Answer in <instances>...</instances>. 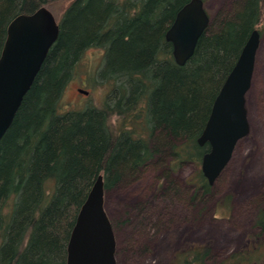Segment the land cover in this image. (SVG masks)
<instances>
[{
	"label": "trees",
	"instance_id": "1",
	"mask_svg": "<svg viewBox=\"0 0 264 264\" xmlns=\"http://www.w3.org/2000/svg\"><path fill=\"white\" fill-rule=\"evenodd\" d=\"M59 1L0 0V50L11 18ZM189 1H71L58 21L60 37L0 141V264H67L78 212L99 174L105 189H112L141 170L165 165L162 157L167 153L171 159L162 169L163 197L192 205L214 194L223 173L209 184L201 170L209 148L199 152L197 138L251 32L264 23V0H236L231 12L211 20L192 69L151 68L152 61L179 68L166 32ZM91 46L105 50L109 69L130 70V92L116 87L94 112L60 113L61 83ZM125 59L130 62L122 64ZM114 116L121 119L114 123ZM147 121L158 129L144 126ZM138 125L145 131L136 130ZM183 134L189 135L188 141L173 142ZM186 163L198 168L196 179L189 178L197 190L183 198L172 174ZM50 182L56 184L52 191ZM231 197L224 211L230 209ZM254 225L258 232L251 246L221 264H264V207ZM211 253L209 246L191 247L179 252L172 264H211Z\"/></svg>",
	"mask_w": 264,
	"mask_h": 264
},
{
	"label": "rangeland",
	"instance_id": "2",
	"mask_svg": "<svg viewBox=\"0 0 264 264\" xmlns=\"http://www.w3.org/2000/svg\"><path fill=\"white\" fill-rule=\"evenodd\" d=\"M71 1L60 0L49 7L58 21ZM235 1L205 0V8L212 22L219 14L231 12ZM14 11L15 8H12L7 16L13 15ZM258 29L261 30V42L252 84L246 94L250 132L237 144L231 161L208 201L199 203V199H196L192 207L178 199L163 197L166 184L162 179V169L171 159L167 153L162 157L164 166H150L141 170L135 178L106 190V210L114 221L124 220L131 212L132 216L135 213L133 223L137 224L143 217L136 218L139 213L136 207L143 205L145 208L143 215L148 216L149 224L153 223L156 226L157 220L161 222L160 229L158 230V226L155 231L151 230V225L149 230L140 228L139 231L134 224L129 227L128 225L118 227L117 264H172L179 252L200 245L212 249L211 264H221L227 256L244 251L253 243L252 237L258 232L254 225L255 219L258 210L264 207V23ZM197 56L190 58L184 65L175 62L179 68L158 61H152L151 68L156 69L164 65L172 70H190L196 65L199 58ZM122 62L127 64L130 60L125 59ZM109 68L106 52L102 47L87 48L71 68L64 83H61L62 89L57 98L60 104L59 112L83 110L94 112L95 108L103 107L116 87L118 89L126 87L125 90L128 89L127 92H130V70ZM132 84L139 85L137 82ZM80 88L90 91V95L85 96L79 91ZM118 118L114 116L112 122H117ZM144 126L152 130L158 127L152 121H147ZM135 129L145 131L142 125L135 126ZM175 138L173 142L176 140L185 142L189 140V135H175ZM197 144L199 152L204 153L210 149L208 143L200 145L197 140ZM197 171L194 163H186L173 171V178L183 198L192 193L189 178L196 179ZM55 185V182L48 183L49 190L55 189ZM229 196H232L229 201L230 209L224 211L227 207L224 204ZM220 199L222 201H219ZM260 238L264 240V233Z\"/></svg>",
	"mask_w": 264,
	"mask_h": 264
},
{
	"label": "water",
	"instance_id": "3",
	"mask_svg": "<svg viewBox=\"0 0 264 264\" xmlns=\"http://www.w3.org/2000/svg\"><path fill=\"white\" fill-rule=\"evenodd\" d=\"M210 23L204 0H191L178 11L166 32L178 65L186 64L194 56ZM60 31V23L46 6L31 14H17L8 22L0 50V141ZM260 42L261 33L256 28L218 92L198 138L200 145L210 146L201 162L210 185L216 183L237 144L250 132L246 94L252 84ZM105 195L104 176L99 174L78 212L67 245V264H116V237L106 211Z\"/></svg>",
	"mask_w": 264,
	"mask_h": 264
},
{
	"label": "flooded vegetation",
	"instance_id": "4",
	"mask_svg": "<svg viewBox=\"0 0 264 264\" xmlns=\"http://www.w3.org/2000/svg\"><path fill=\"white\" fill-rule=\"evenodd\" d=\"M191 1V0H190ZM189 1V2H190ZM204 3H205V1H204ZM187 4V3H186ZM184 6V5H183ZM182 6V7H183ZM181 7V8H182ZM180 8V9H181ZM179 9V10H180ZM178 10V11H179ZM178 13V12H177ZM177 15V14H176ZM176 18V17H175ZM175 20V19H174ZM260 31V33H261V30H259ZM169 43H171V42H169ZM171 45H172V43H171ZM79 91L80 92H82L85 96H88V95H90V91H87V90H84V89H82V88H80L79 89ZM85 98H87V97H85ZM121 118H118V121L120 120ZM123 121V120H122ZM126 121V120H125ZM127 121H129V123H130V118L127 120ZM103 175V174H102ZM191 186H192V195H194L195 193H196V190H197V184H196V182L193 184H191ZM117 187V186H116ZM106 207V206H105ZM192 207H193V204H192ZM107 211V210H106ZM136 211L137 212H139L138 213V216H136V218L138 219V218H140L141 216L143 217L142 219H141V221H139L137 224H134L133 222H134V215H135V213L133 214V216L131 215V212L130 213H128L127 214V218H125L124 220H120V219H117V221H114L113 219L111 220V222H112V225H113V229H114V232H115V237H116V264H117V256H118V252H119V246H118V237H117V230H118V227H121V226H123V225H128V227L132 224V226H133V224H134V227H136V230L137 231H139L140 230V228H142L143 230H149L150 229V225H151V230L152 231H155V229H156V227H158L159 226V228H158V230L160 229V225H161V222H159V220H157L156 221V226H155V224H153V223H150L149 224V222H148V216H146L145 217V215H143V213L145 212V208H143V205H140L139 206V208H137L136 207ZM108 213V212H107ZM130 214V215H129ZM110 217V216H109ZM110 219H111V217H110ZM159 222V223H158ZM148 226V227H147ZM148 228V229H147ZM129 247H130V244H129Z\"/></svg>",
	"mask_w": 264,
	"mask_h": 264
},
{
	"label": "bare ground",
	"instance_id": "5",
	"mask_svg": "<svg viewBox=\"0 0 264 264\" xmlns=\"http://www.w3.org/2000/svg\"><path fill=\"white\" fill-rule=\"evenodd\" d=\"M252 184V183H251Z\"/></svg>",
	"mask_w": 264,
	"mask_h": 264
}]
</instances>
